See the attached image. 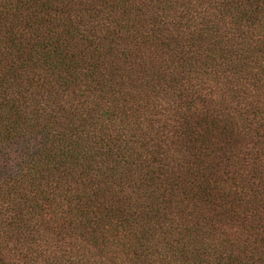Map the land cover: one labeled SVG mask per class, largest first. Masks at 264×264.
<instances>
[{"label": "trees", "instance_id": "trees-1", "mask_svg": "<svg viewBox=\"0 0 264 264\" xmlns=\"http://www.w3.org/2000/svg\"><path fill=\"white\" fill-rule=\"evenodd\" d=\"M0 264H264V0H0Z\"/></svg>", "mask_w": 264, "mask_h": 264}]
</instances>
